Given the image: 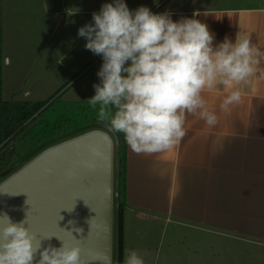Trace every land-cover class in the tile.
<instances>
[{"label": "crops", "instance_id": "1", "mask_svg": "<svg viewBox=\"0 0 264 264\" xmlns=\"http://www.w3.org/2000/svg\"><path fill=\"white\" fill-rule=\"evenodd\" d=\"M5 5L1 0L2 45ZM151 7L153 13L170 12L174 21L199 12L195 18L208 25L214 45L226 36L235 42L240 32L264 50V0L224 5L157 0ZM237 87L242 103L230 113L219 109L227 92H205L218 123L209 127L188 115L187 135L178 146L145 155L126 143L124 182L119 183L122 250L134 233L150 242L162 230L166 264H246L253 249L264 247V79L252 77Z\"/></svg>", "mask_w": 264, "mask_h": 264}, {"label": "clouds", "instance_id": "2", "mask_svg": "<svg viewBox=\"0 0 264 264\" xmlns=\"http://www.w3.org/2000/svg\"><path fill=\"white\" fill-rule=\"evenodd\" d=\"M198 15L174 21L168 11L130 10L125 0H112L92 13L93 23L78 29L87 41L84 47L103 58L100 83L93 85L95 95L88 102L99 105V121L123 133L136 154L178 146L187 135L188 115L216 126L218 116L209 109L205 92H227L219 109L230 113L242 103L237 85L252 77L264 79V50L251 42L250 34L239 32L235 42L226 36L214 45V34ZM4 63L10 65L11 58ZM25 224L0 216V264H32L40 243ZM60 241V247L49 244L40 251V264H81L79 243ZM124 264L145 261L128 249Z\"/></svg>", "mask_w": 264, "mask_h": 264}, {"label": "rangeland", "instance_id": "3", "mask_svg": "<svg viewBox=\"0 0 264 264\" xmlns=\"http://www.w3.org/2000/svg\"><path fill=\"white\" fill-rule=\"evenodd\" d=\"M5 1L2 99L8 102H43L44 107H48L37 117L32 127L23 130L2 147L0 167H3L8 159H11L10 163L13 165L19 156L30 152L33 141L43 133L46 122L50 124L48 129L53 131L55 125L63 123L67 129L70 127L74 129L73 126L89 125L99 120V105L92 106L88 99L95 95L93 85L100 83L97 73L102 66L103 58L84 47L87 41L78 36V29L93 23L92 13L98 12L102 4L112 2V0ZM156 1L125 0V3L129 9L146 6L152 11L151 6ZM204 1L224 5L248 0ZM5 57L11 58L10 65H5ZM101 123L109 124L107 121ZM2 181L3 178H0V182ZM164 236L165 232L162 230L160 236H152L148 242L143 235L138 240L137 233H134L128 240L129 246L122 250V264L128 249L136 250L143 257L145 264H166L168 241ZM154 244L156 247H153ZM194 254V251H189V259H194ZM251 255L252 258L246 264H264V247L253 249Z\"/></svg>", "mask_w": 264, "mask_h": 264}, {"label": "water", "instance_id": "4", "mask_svg": "<svg viewBox=\"0 0 264 264\" xmlns=\"http://www.w3.org/2000/svg\"><path fill=\"white\" fill-rule=\"evenodd\" d=\"M90 127L99 128L0 173V216L26 220L40 243L32 264H40V251L49 244L60 247V240L79 243L81 264H119L120 174L113 140L119 151V138L106 125Z\"/></svg>", "mask_w": 264, "mask_h": 264}, {"label": "trees", "instance_id": "5", "mask_svg": "<svg viewBox=\"0 0 264 264\" xmlns=\"http://www.w3.org/2000/svg\"><path fill=\"white\" fill-rule=\"evenodd\" d=\"M1 12V9H0ZM1 15V13H0ZM2 40H3V29L0 18V150L6 145L8 141L13 140L16 136L25 130L26 128L32 127L37 117L42 114L46 108L43 102H29V101H4L2 99V64H3V54H2ZM44 107V108H43ZM106 125L101 123L99 120H95L93 124L83 125V126H73L74 129H67V126L63 123L62 125H55L54 130L51 131L50 124L46 122L43 129V133L38 135L33 144L31 145L30 152L25 155L19 156L17 161L25 158L22 166L25 162L36 156L38 153L43 151L45 148L60 143L62 141L71 139L83 133H86L93 129H98L99 127H90L91 125ZM106 126L110 127L109 124ZM115 134L119 138V151L114 140V168L116 161H119V174L120 183L124 182V166H125V156H126V141L124 139L123 133ZM30 146V145H29ZM13 152V150H12ZM16 161V162H17ZM11 159H8L6 164L0 167V173L6 171L11 165ZM15 162V163H16ZM8 166V167H7ZM115 170V169H114ZM122 190H120L121 192ZM121 208V203H120ZM120 210V209H119ZM121 211V210H120ZM121 213V212H119ZM121 218L119 220V264H122V249H121Z\"/></svg>", "mask_w": 264, "mask_h": 264}, {"label": "flooded vegetation", "instance_id": "6", "mask_svg": "<svg viewBox=\"0 0 264 264\" xmlns=\"http://www.w3.org/2000/svg\"><path fill=\"white\" fill-rule=\"evenodd\" d=\"M5 178H3V180H4ZM1 183V182H0Z\"/></svg>", "mask_w": 264, "mask_h": 264}]
</instances>
